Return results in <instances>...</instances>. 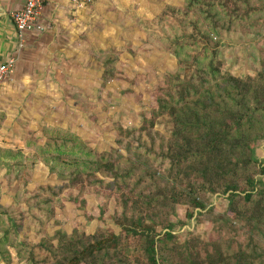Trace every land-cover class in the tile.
Listing matches in <instances>:
<instances>
[{
  "label": "rangeland",
  "instance_id": "rangeland-1",
  "mask_svg": "<svg viewBox=\"0 0 264 264\" xmlns=\"http://www.w3.org/2000/svg\"><path fill=\"white\" fill-rule=\"evenodd\" d=\"M262 1L252 0L258 11L242 22L234 19L231 30H218L220 44L215 52L213 46L199 40L192 45L188 40L195 31L190 16L185 18L179 12L185 0H96L80 8L79 62L59 68V75L51 77L57 83L27 85L33 94L24 88L18 95L13 88V105L5 101L0 106V264H32L28 249L18 241L32 243L57 230L70 234L77 227L87 235L99 228L120 232L113 219L116 197L105 218L98 215L102 198L96 191L107 194L111 179L96 173L104 181L98 186L85 176L92 172L85 169V162L95 159L91 152L117 149L127 156L125 147L129 145L132 155L147 157L157 168L159 159L156 162L149 150L169 139L172 120L158 118L150 135L140 130L144 118L151 115L155 88L167 74L179 70L173 50H179L182 60L190 61L187 57L196 55L201 68L213 58L221 74L253 77L258 60L264 58ZM198 25L208 32L204 22L198 21ZM108 58H113L114 73L117 77L120 72V76L106 85L102 74ZM140 76L143 80H137ZM126 132L134 133L129 137ZM256 157L264 168V142L258 144ZM76 171L83 175L76 185L84 184L87 191L83 209L70 202L71 195L78 193V186L70 183ZM136 178L132 176L131 181ZM260 179L264 182V174ZM45 187H52L53 192ZM227 205L224 197L208 195L203 210L177 207L169 220L176 224L173 234L178 242L209 243L234 237L233 228L220 235L215 232V223ZM85 213L94 219L89 221Z\"/></svg>",
  "mask_w": 264,
  "mask_h": 264
},
{
  "label": "trees",
  "instance_id": "trees-1",
  "mask_svg": "<svg viewBox=\"0 0 264 264\" xmlns=\"http://www.w3.org/2000/svg\"><path fill=\"white\" fill-rule=\"evenodd\" d=\"M185 1L179 12L185 18L190 16L195 31L188 40L192 45L199 40L213 46L212 52L220 44L218 30H231L234 19L242 22L258 11L252 0ZM260 4L264 15V2ZM198 21L204 22L211 34L202 31ZM260 36L264 39V31ZM173 55L179 70L167 74L155 88L151 115L144 118L140 130L150 135L158 118L172 120L169 139L149 150L156 162L159 159L158 167L141 154L132 155L129 145L125 147L127 156L117 149L101 154L90 151L95 159L85 162V169L92 171L85 176L92 178L94 185H104L96 173L111 179L107 194L96 191L102 198L98 215L105 218L110 201L116 197L113 219L120 232L99 228L87 235L73 227L70 234L57 230L32 243L18 241L28 249L29 263L264 264V182L260 179L264 168L256 157L258 144L264 142V58L258 60L253 77H237L221 74L213 58L201 68L196 55L188 56L190 61L180 59L178 49ZM112 59L103 62L106 85L120 76V72L117 77L114 73ZM134 175L137 178L131 181ZM82 178L76 171L70 179L72 186H78L77 195L70 197L78 209L86 205L85 185H76ZM43 189L53 192L52 187ZM208 195L228 202L215 223V232L220 235L233 228L234 237L180 244L173 234L176 224L169 219L179 206L203 210ZM85 215L89 221L94 219Z\"/></svg>",
  "mask_w": 264,
  "mask_h": 264
},
{
  "label": "crops",
  "instance_id": "crops-1",
  "mask_svg": "<svg viewBox=\"0 0 264 264\" xmlns=\"http://www.w3.org/2000/svg\"><path fill=\"white\" fill-rule=\"evenodd\" d=\"M20 7L19 0H0V64L16 60L13 74L0 84V106L5 101L13 105V88L18 94L27 85L57 83L51 77L59 75V68L67 62H79L76 53L82 44L77 26L80 9L71 0H45L38 23L26 35L22 47L10 18ZM27 93L33 94V88H28Z\"/></svg>",
  "mask_w": 264,
  "mask_h": 264
},
{
  "label": "built area",
  "instance_id": "built-area-1",
  "mask_svg": "<svg viewBox=\"0 0 264 264\" xmlns=\"http://www.w3.org/2000/svg\"><path fill=\"white\" fill-rule=\"evenodd\" d=\"M21 7L11 13V21L22 47L25 38L37 25L41 16L45 0H19ZM96 0H71V3L78 9L92 4ZM16 67V60L10 59L4 64H0V84L6 82L13 74Z\"/></svg>",
  "mask_w": 264,
  "mask_h": 264
}]
</instances>
